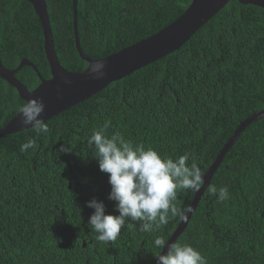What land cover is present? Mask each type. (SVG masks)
I'll return each instance as SVG.
<instances>
[{
    "label": "trees",
    "instance_id": "1",
    "mask_svg": "<svg viewBox=\"0 0 264 264\" xmlns=\"http://www.w3.org/2000/svg\"><path fill=\"white\" fill-rule=\"evenodd\" d=\"M60 64L80 72L72 0H45ZM191 0H77V33L83 53L100 59L139 42L178 18ZM0 59L15 69L31 61L50 78L39 18L26 0H0ZM33 90L40 79L29 66L15 74ZM25 103L0 78V128ZM264 110V9L230 0L185 44L167 56L110 83L50 118L49 131L32 128L0 137V264H156L154 239L165 242L181 221L152 232L127 220L107 244L88 225L95 198L105 214L108 174L98 168L88 139L106 121L107 135L173 159L189 155L204 174L237 126ZM36 141L20 152L21 143ZM66 151H61V148ZM226 186L219 202L209 189ZM193 191L178 190L174 206L185 214ZM175 243L189 244L207 264H264V118L250 123L223 157L187 226Z\"/></svg>",
    "mask_w": 264,
    "mask_h": 264
},
{
    "label": "clouds",
    "instance_id": "2",
    "mask_svg": "<svg viewBox=\"0 0 264 264\" xmlns=\"http://www.w3.org/2000/svg\"><path fill=\"white\" fill-rule=\"evenodd\" d=\"M103 63L90 65L89 74L93 78L103 76ZM44 104L40 99H29L19 109L22 125H31L39 136L49 131L43 121ZM111 121H106L99 130L92 132L88 139L93 149L98 168L108 174L110 192L108 199L114 201L118 215H106L105 205L95 198L86 202L93 209L88 225L97 234L100 242H113L120 235V230L127 220L142 221L140 231L152 232L157 227L168 223L169 215L184 218L182 210L173 202L177 199L178 190L197 192L203 181V174L196 163L189 165V155L183 154L173 159L161 156L155 149L145 148L143 144H133L120 134L107 135ZM36 141L28 139L21 143L20 152L34 148ZM61 151H66L61 148ZM209 191L217 195L218 201L228 199L226 186L219 189L212 187ZM166 242L162 236L154 239V247L163 249ZM161 251L154 256L158 264H207L206 258L189 244L171 243L166 254Z\"/></svg>",
    "mask_w": 264,
    "mask_h": 264
},
{
    "label": "water",
    "instance_id": "3",
    "mask_svg": "<svg viewBox=\"0 0 264 264\" xmlns=\"http://www.w3.org/2000/svg\"><path fill=\"white\" fill-rule=\"evenodd\" d=\"M26 1L32 5L41 24L43 49L49 65L50 78L42 79L34 64L26 59H22L19 65L13 70L6 69L0 59V78L13 87L24 102H27L29 99H40L45 106L41 118L46 122L50 118L100 92L110 83L118 81L142 67L178 50L230 0H191L189 6L178 18L157 33L100 59H91L87 57L80 48L76 23L77 0H72V33L74 45L80 58L87 62V67L80 72L67 71L58 60L46 1ZM238 2L264 9V0H238ZM96 62L103 63L104 65L103 76L99 79L93 78V76L89 74L90 65ZM23 66L31 67L40 79V83L33 90H28L27 87L20 83L15 77L16 72ZM262 118H264V110L254 113L252 116L241 122L234 130L233 134L224 144L215 160L203 174L204 183L199 191L194 192V197L184 214V218L181 219L166 242L165 247L160 253L161 255L167 253L168 246L171 243H175L179 235L187 226V223L200 201L204 190L208 186L212 175L219 167L223 157L231 148L235 140L250 123ZM30 127L31 125L21 124V117L18 113L0 128V137L14 134ZM156 264H158L157 259Z\"/></svg>",
    "mask_w": 264,
    "mask_h": 264
}]
</instances>
